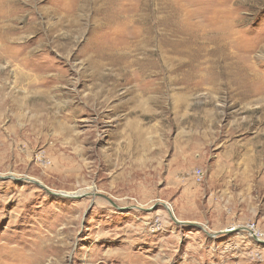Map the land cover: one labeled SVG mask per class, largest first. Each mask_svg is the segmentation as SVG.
I'll list each match as a JSON object with an SVG mask.
<instances>
[{"label": "rangeland", "instance_id": "rangeland-1", "mask_svg": "<svg viewBox=\"0 0 264 264\" xmlns=\"http://www.w3.org/2000/svg\"><path fill=\"white\" fill-rule=\"evenodd\" d=\"M263 237L264 0H0V264H264Z\"/></svg>", "mask_w": 264, "mask_h": 264}, {"label": "crops", "instance_id": "crops-1", "mask_svg": "<svg viewBox=\"0 0 264 264\" xmlns=\"http://www.w3.org/2000/svg\"><path fill=\"white\" fill-rule=\"evenodd\" d=\"M249 165V164H248ZM214 174H213V181L214 182H218V181H224L226 180V182L229 184L230 183V180L232 178H230L229 176L227 175H231V174H235V172H240L239 173V176H237L238 178V181L240 182V184H242L243 180L245 177H243V172L241 171V169L239 170V168H236L235 166H232V167H228V164L226 163V165H222L220 163H218L214 168ZM246 171H250L248 169H246ZM225 172V173H224ZM236 173V174H238ZM246 172L244 171V174ZM234 182H235V179H233ZM247 190V191H246ZM250 189L249 188H244V189H241V194L239 197H243L244 198V194H247V192L249 191ZM226 197V195H224ZM229 196V195H228ZM242 198V199H243ZM234 200H236V198H233ZM246 203H249L248 201H245L243 202L242 206H248L246 205ZM230 205V204H229ZM217 208V207H216ZM215 208V209H216Z\"/></svg>", "mask_w": 264, "mask_h": 264}, {"label": "bare ground", "instance_id": "bare-ground-1", "mask_svg": "<svg viewBox=\"0 0 264 264\" xmlns=\"http://www.w3.org/2000/svg\"><path fill=\"white\" fill-rule=\"evenodd\" d=\"M39 126L41 127L42 130L47 129V127L51 126V129L54 130V134H53L54 139H52V140H56L59 138L64 139V138H66V135L67 136L69 135V132H70L69 127H67L68 125L66 126V120H64L63 122H51L49 120H43L42 122L39 123ZM74 141L76 143L77 139H75ZM258 239H259V241L264 242V237L262 239H260V238H258Z\"/></svg>", "mask_w": 264, "mask_h": 264}, {"label": "built area", "instance_id": "built-area-1", "mask_svg": "<svg viewBox=\"0 0 264 264\" xmlns=\"http://www.w3.org/2000/svg\"><path fill=\"white\" fill-rule=\"evenodd\" d=\"M198 176H199V179L203 177L201 172L198 174Z\"/></svg>", "mask_w": 264, "mask_h": 264}]
</instances>
